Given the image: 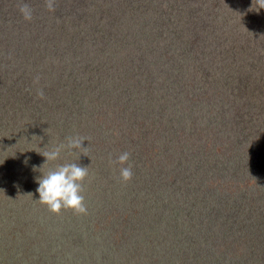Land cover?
<instances>
[{
  "label": "rangeland",
  "instance_id": "374dc122",
  "mask_svg": "<svg viewBox=\"0 0 264 264\" xmlns=\"http://www.w3.org/2000/svg\"><path fill=\"white\" fill-rule=\"evenodd\" d=\"M54 4L0 0V264H264V185L225 166L238 150L264 169V8ZM69 136L87 155L46 162ZM66 163L88 169L86 215L39 201Z\"/></svg>",
  "mask_w": 264,
  "mask_h": 264
},
{
  "label": "clouds",
  "instance_id": "9594fccd",
  "mask_svg": "<svg viewBox=\"0 0 264 264\" xmlns=\"http://www.w3.org/2000/svg\"><path fill=\"white\" fill-rule=\"evenodd\" d=\"M257 10L264 8V0H255ZM45 6L49 11H55L54 0H45ZM18 9L23 18L31 21L33 18V9L26 3L18 4ZM38 77L35 82H38ZM40 99L44 98L42 89L36 93ZM67 143H61L51 150L41 152L46 157V162L56 161L60 158L61 152L65 149H79L81 153L87 155V147L82 146V142L87 140L86 137L69 136L66 138ZM39 152V151H38ZM130 153L125 151L121 153L115 161L110 160L112 164H119L120 178L128 182L133 177L132 165L128 163ZM127 164V166H124ZM87 167H82L77 163L59 164L50 169L47 174L39 178V201L46 204L48 210L59 215L61 210L71 209L75 214H87L84 191V182L88 177Z\"/></svg>",
  "mask_w": 264,
  "mask_h": 264
},
{
  "label": "trees",
  "instance_id": "16d2710c",
  "mask_svg": "<svg viewBox=\"0 0 264 264\" xmlns=\"http://www.w3.org/2000/svg\"><path fill=\"white\" fill-rule=\"evenodd\" d=\"M261 103H264V98H262ZM257 154L255 156L249 155L246 153L243 157L239 154L238 150H230L229 154L227 156V166L230 171H236L235 173L244 176L246 175L247 171L256 173V177L258 181L264 185V169L258 166L259 169L256 168L257 166L254 164V162H257V164H260L257 161ZM256 160V161H255ZM254 161V162H253ZM232 176V175H230ZM252 177V176H251ZM241 179V178H240Z\"/></svg>",
  "mask_w": 264,
  "mask_h": 264
}]
</instances>
